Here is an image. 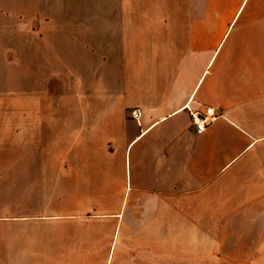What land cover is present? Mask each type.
Listing matches in <instances>:
<instances>
[{
	"label": "crops",
	"instance_id": "1",
	"mask_svg": "<svg viewBox=\"0 0 264 264\" xmlns=\"http://www.w3.org/2000/svg\"><path fill=\"white\" fill-rule=\"evenodd\" d=\"M180 260L264 264V0H0V264Z\"/></svg>",
	"mask_w": 264,
	"mask_h": 264
},
{
	"label": "built area",
	"instance_id": "2",
	"mask_svg": "<svg viewBox=\"0 0 264 264\" xmlns=\"http://www.w3.org/2000/svg\"><path fill=\"white\" fill-rule=\"evenodd\" d=\"M143 115L141 109H136L132 112V116L135 120H140ZM192 124L195 127L197 134H203L207 127L215 123L220 117L221 113L213 108H205L199 112H190Z\"/></svg>",
	"mask_w": 264,
	"mask_h": 264
},
{
	"label": "rangeland",
	"instance_id": "3",
	"mask_svg": "<svg viewBox=\"0 0 264 264\" xmlns=\"http://www.w3.org/2000/svg\"><path fill=\"white\" fill-rule=\"evenodd\" d=\"M209 263H210L209 260H193V261L189 260L188 261V264H209ZM180 264H183L182 260H180Z\"/></svg>",
	"mask_w": 264,
	"mask_h": 264
}]
</instances>
